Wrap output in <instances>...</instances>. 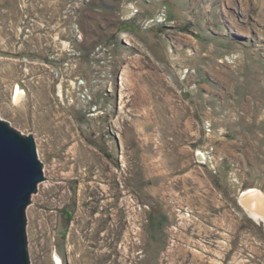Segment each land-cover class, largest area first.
Listing matches in <instances>:
<instances>
[{
	"label": "rangeland",
	"instance_id": "rangeland-1",
	"mask_svg": "<svg viewBox=\"0 0 264 264\" xmlns=\"http://www.w3.org/2000/svg\"><path fill=\"white\" fill-rule=\"evenodd\" d=\"M0 117L30 264H264V0H0Z\"/></svg>",
	"mask_w": 264,
	"mask_h": 264
},
{
	"label": "water",
	"instance_id": "water-1",
	"mask_svg": "<svg viewBox=\"0 0 264 264\" xmlns=\"http://www.w3.org/2000/svg\"><path fill=\"white\" fill-rule=\"evenodd\" d=\"M33 136L0 117V264H30L26 209L44 180Z\"/></svg>",
	"mask_w": 264,
	"mask_h": 264
},
{
	"label": "bare ground",
	"instance_id": "bare-ground-1",
	"mask_svg": "<svg viewBox=\"0 0 264 264\" xmlns=\"http://www.w3.org/2000/svg\"><path fill=\"white\" fill-rule=\"evenodd\" d=\"M12 93V100L17 103L23 96L24 90L16 85ZM239 201L253 220L264 223V192L262 190L257 187H249L240 193ZM61 263V259L55 254L54 264Z\"/></svg>",
	"mask_w": 264,
	"mask_h": 264
}]
</instances>
